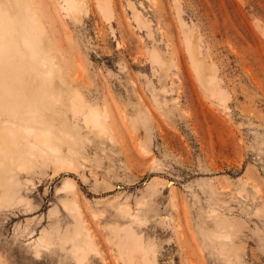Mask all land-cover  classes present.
<instances>
[{
  "label": "rangeland",
  "instance_id": "374dc122",
  "mask_svg": "<svg viewBox=\"0 0 264 264\" xmlns=\"http://www.w3.org/2000/svg\"><path fill=\"white\" fill-rule=\"evenodd\" d=\"M77 1L27 0L55 66L16 69L52 95L28 125L71 162L16 130L0 264H264V0Z\"/></svg>",
  "mask_w": 264,
  "mask_h": 264
},
{
  "label": "bare ground",
  "instance_id": "6f19581e",
  "mask_svg": "<svg viewBox=\"0 0 264 264\" xmlns=\"http://www.w3.org/2000/svg\"><path fill=\"white\" fill-rule=\"evenodd\" d=\"M64 1L73 6L76 0ZM31 9L27 4V0H0V62L6 64L1 65V70L2 72L7 71L14 74L13 79L5 77L3 82L0 83V93L2 95L0 105L13 115V117L6 114L0 115V154L10 157L12 161L17 160L18 166L20 167L30 162V156L23 150L22 152L19 151L16 157L8 153L10 146L17 145L16 130L21 129L27 132L34 131L37 139L41 140L49 150L57 153L56 156L54 155L56 158L70 163V158L64 154L58 155L60 149L49 141V137L51 136L49 129L42 127L35 129L31 125H28L29 121L37 119L36 116L40 111L38 103L47 100L48 97L51 98L52 95L45 88L41 87L39 82L32 85L29 84L27 78L24 75L18 74L17 70L19 68L22 69L23 64L26 67L29 63L34 69V72L39 73V67L47 65L46 75L51 76L55 68L51 57L44 51L46 49H41L46 44L45 40H43L45 43L41 47L43 43L42 38L45 39L43 34L41 36V28L43 27H40V19L38 20ZM21 45L23 46L22 48H20ZM46 47L48 50L47 45ZM192 49H194V46H192ZM155 50L157 51V49ZM8 65H15V67L7 68ZM214 76L208 71L206 72L205 80L211 83L215 80ZM30 89L32 91H29ZM86 118L92 121L93 127L98 133L104 132L107 128L104 123L106 119L105 114L96 107H89V114L86 115ZM30 145L33 146L35 144L30 143ZM3 164L4 162L0 160V169H2ZM66 183L68 185H74L71 179H67ZM62 186L64 187V184ZM4 194L3 181L0 180V196ZM88 237L89 239H86V243L90 245L91 238L89 235Z\"/></svg>",
  "mask_w": 264,
  "mask_h": 264
}]
</instances>
